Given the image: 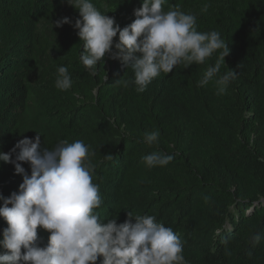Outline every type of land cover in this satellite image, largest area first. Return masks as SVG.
Segmentation results:
<instances>
[{"label": "trees", "instance_id": "1", "mask_svg": "<svg viewBox=\"0 0 264 264\" xmlns=\"http://www.w3.org/2000/svg\"><path fill=\"white\" fill-rule=\"evenodd\" d=\"M92 2L121 28L142 4ZM174 6L196 16L197 31H216L228 44L220 74L237 76L224 94L217 95L218 77L198 86L222 50L204 64L161 73L137 93L116 83L134 79L120 60L106 54L94 74L82 64L78 30L54 26L79 18L67 0H0V151L38 133L49 149L82 140L93 153L102 223H123L128 211L152 215L179 236L187 264H264V239L253 241L264 235V0H167L162 8ZM60 66L72 79L66 91L55 87ZM156 129L149 146L144 137ZM153 152L172 159L148 168L142 158ZM22 180L13 164L0 162V194L18 191ZM6 227L0 218V239ZM49 236L38 228L40 246Z\"/></svg>", "mask_w": 264, "mask_h": 264}, {"label": "clouds", "instance_id": "2", "mask_svg": "<svg viewBox=\"0 0 264 264\" xmlns=\"http://www.w3.org/2000/svg\"><path fill=\"white\" fill-rule=\"evenodd\" d=\"M166 3L142 0L141 6L133 10L134 21L121 28L92 0H67L78 10L79 18L73 24L63 17L54 26L71 24L78 30L84 49L80 60L93 74L106 54L120 60L124 68L131 67L134 79L120 78L116 83L124 88L133 84L137 93H143L161 73L169 74L179 64L185 68L204 64L222 50L198 86L204 87L218 77L217 95L224 94L237 76L231 69L220 74L221 64L225 65L230 53L228 44L216 31H197L194 14H186L178 6L165 12L162 6ZM207 10L205 4L201 11ZM71 86L67 67H58L55 87L66 91ZM159 136L156 129L144 140L151 146ZM91 155L82 140H60L52 149L42 147L39 133L32 139H20L8 153L0 151V162L13 164L15 174L23 177L18 191L7 197L0 194V218L7 224L0 239V248L5 250L0 253V264H97L98 259L99 264H187L181 239L172 228L156 222L155 216H133L128 211L123 223L118 224L116 217L102 223L94 211L103 200L99 185L93 182L95 165ZM142 159L146 167L153 168L166 166L172 157L153 152ZM21 162L29 164L30 175ZM204 199L207 202L209 198ZM38 228L50 233L43 247ZM262 239L260 233L253 237L255 244Z\"/></svg>", "mask_w": 264, "mask_h": 264}]
</instances>
